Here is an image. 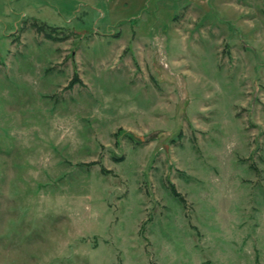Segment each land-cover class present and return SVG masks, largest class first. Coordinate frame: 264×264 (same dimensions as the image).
Segmentation results:
<instances>
[{
	"label": "rangeland",
	"instance_id": "374dc122",
	"mask_svg": "<svg viewBox=\"0 0 264 264\" xmlns=\"http://www.w3.org/2000/svg\"><path fill=\"white\" fill-rule=\"evenodd\" d=\"M112 1L0 0V264H264V0Z\"/></svg>",
	"mask_w": 264,
	"mask_h": 264
},
{
	"label": "crops",
	"instance_id": "0c3cea01",
	"mask_svg": "<svg viewBox=\"0 0 264 264\" xmlns=\"http://www.w3.org/2000/svg\"><path fill=\"white\" fill-rule=\"evenodd\" d=\"M130 1L131 0H113L112 2V5H115L116 3H119V2H121L122 3V5H124V6H130L129 5V3H130ZM139 2H140V10L142 9V8H144V6H145V3H146V0H138ZM155 8H156V5L154 6ZM111 9H113V8H111ZM112 11V10H111ZM114 15L116 16L117 14L116 13H114ZM143 16V15H142ZM171 20V19H170Z\"/></svg>",
	"mask_w": 264,
	"mask_h": 264
}]
</instances>
